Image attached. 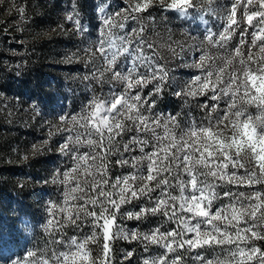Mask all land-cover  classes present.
<instances>
[{
	"label": "snow or ice",
	"instance_id": "obj_1",
	"mask_svg": "<svg viewBox=\"0 0 264 264\" xmlns=\"http://www.w3.org/2000/svg\"><path fill=\"white\" fill-rule=\"evenodd\" d=\"M151 2L137 0L132 10L142 11ZM240 4L243 5L242 17L252 28L247 54L241 49L245 40L231 51L226 49L235 31L233 26L238 25L236 16ZM166 6L184 12L195 5L193 0H170ZM99 11L103 14L104 7L101 6ZM67 19L79 25L72 16ZM103 24L105 28L89 51L93 55L99 53L102 59L103 70L98 69L100 76L109 73L111 81L123 87L110 89L106 98L93 97L79 115L71 116L74 127L67 131L75 132V136L68 135L60 150L73 156L75 166L62 173L60 182L66 185L64 203L50 207L51 218L45 229L59 231L66 223L76 224L90 217L94 230L82 240L72 237L67 241L53 239L49 242L53 246L63 244L66 250L51 247L39 254L28 251L13 264H98V261L110 264L109 242L120 234L125 239H139L146 242V246L159 245L166 250L151 264H182V255L169 258L168 254L186 246L189 250L219 248L224 254L206 256L197 253L194 259L200 264H264V249L255 244V241H264V188L257 187L264 186V0H234L222 31L214 33L209 30L204 36L208 45L225 49L224 54L204 52L198 57L199 63L193 65L203 74L196 75L176 92L177 96L191 97L208 91L212 93L210 99L217 103L209 108L206 124H182L177 115L163 119L158 115H145L142 111L145 102L139 92L133 95L132 90L150 81L163 82L168 73L145 53V48L153 49L154 45L144 37L143 26L139 30L133 29L134 35H130L113 32L114 27L123 28L124 25H116L112 17L104 18ZM155 90H161L159 84ZM220 100L224 104L222 114L214 116ZM132 126L138 133H150L153 141L134 136L125 143V152L135 151L136 148L130 147L135 144L142 155L133 156L131 160L118 159V164L128 165L134 171L117 177L109 185L105 178L104 153L119 151L111 147L114 138L131 131ZM158 129H162V133ZM106 136L107 146L104 144ZM82 140L100 151L82 155L74 153L69 144H80ZM149 144L152 150L146 152ZM144 161L146 165L142 163ZM80 173L84 174L83 178ZM70 180L76 183L70 185ZM222 184L248 190H228L221 195L217 188ZM173 187L178 188V195L170 191ZM157 189L158 195L153 196ZM77 192L83 195H75ZM144 198L150 202V207L123 215L139 220L147 214H160L175 223L176 228L161 231L160 225L143 234L136 231L125 233L124 228L116 223L117 213L122 205ZM224 198H228V202L216 206L215 202ZM81 199L85 203L71 205L74 212L69 211V201ZM57 207L60 213H67L62 219H56L58 213L53 212ZM97 207L99 212L95 210ZM101 234L103 256L93 258L87 245L98 243ZM144 264L149 261L145 260Z\"/></svg>",
	"mask_w": 264,
	"mask_h": 264
},
{
	"label": "rangeland",
	"instance_id": "obj_2",
	"mask_svg": "<svg viewBox=\"0 0 264 264\" xmlns=\"http://www.w3.org/2000/svg\"><path fill=\"white\" fill-rule=\"evenodd\" d=\"M137 0H0V264H13L14 261L27 255L28 251L38 254L51 247L64 249V245H51L53 239L67 241L72 237L82 240L94 230L90 220L83 218L76 224L66 223L59 231H46L50 207L64 203L66 185L60 181L62 173L75 166L71 154H65L60 146L67 142L68 128L74 127L71 116L79 115L81 109L93 97L106 98L110 89L120 90L123 85L114 84L110 74L102 71V59L99 53L93 55L89 51L98 39L100 31L105 28L103 20L112 17L118 34L132 33L133 29L144 28V37L154 45L153 49L145 48L153 62L163 66L168 76L165 81H150L142 87L132 90L144 101L142 109L145 115H158L162 119L169 115H177L181 123H207L209 108L216 104L212 101L210 91L195 97L177 96L176 92L191 81L196 75H202L198 57L208 52L209 55H223L225 49H218L207 44L205 34L212 30L220 33L227 22V13L234 0H193L194 7L184 12L166 6L170 0H152L142 11H133ZM144 3V0H140ZM104 7V13L99 8ZM22 10V11H21ZM254 10V9H250ZM243 5L237 9L238 25L233 26L231 38L226 49L231 51L240 46L242 51H249L252 28L242 17ZM118 15H115L117 14ZM68 16L79 21V25L69 21ZM253 52L256 49H252ZM123 59V58H121ZM210 63V62H207ZM219 64L220 60H216ZM141 71H144L141 69ZM159 84L161 90L157 92ZM213 115L222 114L223 100ZM149 105L151 109L149 110ZM207 105L208 107H203ZM250 111H255L250 108ZM65 118V119H62ZM129 123L130 122H126ZM77 129L79 125H75ZM162 133V129H158ZM177 130V134H178ZM140 136L150 142V133H138L132 126L116 136L112 142L113 149L104 153V165L109 185L117 177L134 171L128 165H120L118 159L142 155L135 144L130 147L135 151L125 152L123 146L132 137ZM99 139V137H94ZM104 144L107 146V136ZM69 148L76 154L99 152L92 146L82 142L70 143ZM151 144L145 151H151ZM92 163V161H89ZM146 165V161L142 162ZM83 178L84 174L80 173ZM91 179V177H88ZM171 182V178H170ZM76 182L70 180V185ZM257 187L264 188L262 185ZM247 191L236 189L232 185L222 184L217 191ZM178 195V188L170 189ZM159 189L153 192L157 196ZM93 193H89L92 195ZM75 195L82 196L77 192ZM228 198L216 201V206L227 203ZM85 201H69L71 205L84 204ZM150 202L133 200L121 206L117 213V225L124 228L125 233L132 231L141 234L162 225L161 231L176 228L166 217L147 214L139 220L128 219L123 215L129 211H139L141 207H150ZM91 205L89 209L91 210ZM99 212V208L95 209ZM56 219H62L67 213L53 209ZM83 216V213H81ZM99 232V229H95ZM115 231V229H114ZM102 237V234L100 235ZM103 238V237H102ZM99 240V238H98ZM120 244L115 264H149L158 260L166 250L159 245L147 244L141 240L125 239L123 234L109 242ZM94 243H89L87 248ZM264 249V241H255ZM103 245V239L101 240ZM131 253V255H128ZM197 253L206 256L224 255L219 248H197L189 250L177 249L169 253L171 258L182 255V264H200L194 257ZM92 257V256H91ZM90 264V262H89Z\"/></svg>",
	"mask_w": 264,
	"mask_h": 264
},
{
	"label": "trees",
	"instance_id": "obj_3",
	"mask_svg": "<svg viewBox=\"0 0 264 264\" xmlns=\"http://www.w3.org/2000/svg\"><path fill=\"white\" fill-rule=\"evenodd\" d=\"M144 199H139L137 201H142ZM99 238V242L98 243H94L91 247H90V255L94 258V257H102L103 256V245H101V240L103 239L101 236L98 237ZM120 244L118 242H115L111 247H110V251L108 253V260L110 262V264H115L116 261V255H117V251L119 248ZM264 246V245H263ZM98 264H100V262L98 261Z\"/></svg>",
	"mask_w": 264,
	"mask_h": 264
}]
</instances>
